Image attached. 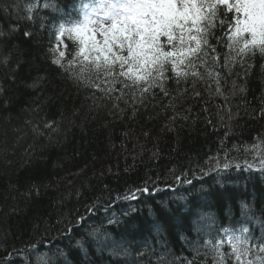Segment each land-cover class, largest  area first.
Returning a JSON list of instances; mask_svg holds the SVG:
<instances>
[{
  "label": "trees",
  "instance_id": "obj_1",
  "mask_svg": "<svg viewBox=\"0 0 264 264\" xmlns=\"http://www.w3.org/2000/svg\"><path fill=\"white\" fill-rule=\"evenodd\" d=\"M91 2L0 0V264H216L209 242L264 240V56L227 46L235 13L220 6V59L196 61L203 79L169 70L165 96L53 63L59 25Z\"/></svg>",
  "mask_w": 264,
  "mask_h": 264
},
{
  "label": "snow or ice",
  "instance_id": "obj_2",
  "mask_svg": "<svg viewBox=\"0 0 264 264\" xmlns=\"http://www.w3.org/2000/svg\"><path fill=\"white\" fill-rule=\"evenodd\" d=\"M220 6L235 13L234 22L232 17L227 21L231 24L228 29L231 31L228 37L231 43L227 46L235 51L236 56H252L257 52L264 56V0H97L92 15L85 14L82 20L70 26L59 25L54 34L58 58L53 63L65 67L61 58L67 54L68 63L72 64L73 55H78L84 62L94 64L98 71L102 68L106 76L127 77L133 84L145 85L142 93L159 88L168 96L165 85L169 70L178 78L177 84L180 83L179 78L187 79L189 75L203 79L201 73L195 70L196 61L207 65L209 59L213 62L220 59L213 55L216 46L210 43V38L214 37L218 44L221 37L215 36V32L227 26ZM44 7L48 8L49 5L45 3ZM97 34L103 36L102 41L97 40ZM25 35L30 36L31 33L26 32ZM162 37L166 38V42L162 43ZM61 40H66L65 49L69 42L73 44L71 52L59 51ZM168 46L171 47L166 50ZM236 56H232L231 61H235ZM240 63L247 75L251 64L245 67L244 61ZM225 66H228L227 61ZM184 69L193 70L189 72ZM219 75L215 73L216 77ZM216 83L219 85L218 79ZM124 87L129 85L124 83ZM256 147L260 150L259 145ZM221 164L225 170L232 166L231 161L217 160L212 167L220 168ZM245 166L249 170L253 168V164L247 160ZM235 167L240 168L241 164L236 163ZM259 167L264 171V150H261ZM143 191L147 192L148 189L144 188ZM247 231L242 229L239 235L227 237L230 253L222 250L224 238L218 244L209 242L216 264H225L228 255L235 260V264H264V240L255 243L245 235ZM41 260L47 264L43 257Z\"/></svg>",
  "mask_w": 264,
  "mask_h": 264
},
{
  "label": "rangeland",
  "instance_id": "obj_3",
  "mask_svg": "<svg viewBox=\"0 0 264 264\" xmlns=\"http://www.w3.org/2000/svg\"><path fill=\"white\" fill-rule=\"evenodd\" d=\"M97 3V0H93V2H91L89 4V6L87 7L86 11H85V14H88V15H92V13L94 12V6L95 4ZM97 40L98 41H102L103 39V36L102 35H99L97 34ZM162 42H166V38H161ZM63 48V44H62V40L59 41V50H61Z\"/></svg>",
  "mask_w": 264,
  "mask_h": 264
}]
</instances>
